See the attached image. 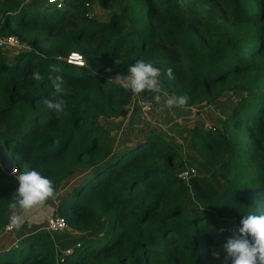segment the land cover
I'll list each match as a JSON object with an SVG mask.
<instances>
[{
  "label": "trees",
  "instance_id": "1",
  "mask_svg": "<svg viewBox=\"0 0 264 264\" xmlns=\"http://www.w3.org/2000/svg\"><path fill=\"white\" fill-rule=\"evenodd\" d=\"M95 2L108 22L91 16ZM8 37L27 49L10 58L0 48V146L16 170L0 164V236L17 171L36 168L53 182L49 200L75 181L54 216L77 238L61 259L52 233L25 234L0 247V264H220L209 248L264 210V0H0ZM72 54L85 68L67 63ZM141 58L186 108L236 100L215 132H188L183 156L157 129L123 132L133 95L115 76ZM52 65L65 81L59 117L42 102Z\"/></svg>",
  "mask_w": 264,
  "mask_h": 264
},
{
  "label": "clouds",
  "instance_id": "2",
  "mask_svg": "<svg viewBox=\"0 0 264 264\" xmlns=\"http://www.w3.org/2000/svg\"><path fill=\"white\" fill-rule=\"evenodd\" d=\"M75 55V54H74ZM77 62L83 65V60L77 58ZM115 63H123L119 57ZM53 73H56L53 75ZM60 70L55 66H50L47 77L51 85L48 96L43 98L44 107L57 117L65 112L66 103L63 99L65 94V81ZM168 79H172V69L167 68L164 73ZM162 71L151 61L138 59L132 63L127 74L118 73L115 76L125 91L132 95H139L147 90L148 94L159 103L164 99V106L172 110L174 108L184 109L188 104V97L184 95L171 96L168 94L161 82ZM28 79L31 81H41L43 79L39 71L33 70ZM16 171V170H14ZM15 180L18 186L11 195L8 203L9 224L17 229L22 224V217L16 215L18 209L29 210L37 205L44 204L54 197V186L52 180L42 171L36 168L17 171ZM221 231H224L223 229ZM209 252L213 260L220 264H264V210L249 212L241 215L239 226L227 236L219 247L211 246Z\"/></svg>",
  "mask_w": 264,
  "mask_h": 264
},
{
  "label": "rangeland",
  "instance_id": "3",
  "mask_svg": "<svg viewBox=\"0 0 264 264\" xmlns=\"http://www.w3.org/2000/svg\"><path fill=\"white\" fill-rule=\"evenodd\" d=\"M64 2L66 0H47L49 4H54L56 2ZM121 5L115 7L114 10H119ZM90 14L95 19L100 22H108L111 17L112 11L104 8L100 3L95 2L90 7ZM5 38H0L4 40ZM2 51L7 54L10 58L17 55L20 51L26 50L25 44L18 40V44H9L8 46H2ZM70 58V57H69ZM69 58L66 60L68 63ZM85 68V67H84ZM118 81V80H116ZM151 95V94H150ZM133 98V97H132ZM147 93L139 94L137 98H133L132 103L129 105V116L123 123L124 134H140L148 132L150 129H157L164 134V138L167 142L174 143L175 147L179 153L183 156L185 145L182 141L185 136H188V132L193 130L195 127H203L207 131L215 132L219 128L217 120H223L224 115L222 111H226L231 108V103L236 100L233 97H225L220 99L217 104H203L201 106L179 109V111L174 114V109L169 110L164 106V99L162 98L159 103L156 101L151 107V111L145 112L143 103L147 100ZM176 112V111H175ZM180 117H175V116ZM131 117V118H130ZM122 119L116 120L119 122ZM142 130V132H141ZM112 137L116 139L122 135L121 131H112ZM2 147V146H1ZM196 170V168H195ZM74 180L71 181L69 186L62 188L60 193L52 200L46 201L44 204L37 205L29 210H22L17 212L16 215L22 217V224L19 229L13 227L12 231L7 230L8 225L3 229V235L0 236V247L3 245L16 247L20 237L28 233H36L47 230V225L50 219L56 214V209L60 204V201L65 198L72 186L74 185ZM9 229V228H8ZM66 232V231H65ZM68 233L59 235L53 234L56 239V244L61 252L58 254V258L63 259L65 255L73 252V246L66 245L68 239L74 237L77 238L73 231L67 230ZM64 233V232H63ZM77 246V245H76Z\"/></svg>",
  "mask_w": 264,
  "mask_h": 264
},
{
  "label": "built area",
  "instance_id": "4",
  "mask_svg": "<svg viewBox=\"0 0 264 264\" xmlns=\"http://www.w3.org/2000/svg\"><path fill=\"white\" fill-rule=\"evenodd\" d=\"M9 44H15V45H17L18 44V40L16 38H14V37H8V38H5L4 40H0V48L2 46H8ZM77 58L83 60V62H84L83 65H81V64H79L77 62ZM68 64H71V65H74V66H78V67H85L86 66L84 59L79 54H75V55L72 54L70 56L69 60H68ZM145 93H147V90H145ZM147 95L149 96L150 94L147 93ZM138 96L139 95H135V96L133 95V98H137ZM153 105H154L153 104V101H151L150 99H147L143 103V106H144V109L143 110L145 112H148ZM180 177L183 178V179H188L189 173L181 174ZM47 227H48L47 230L50 233H52V234L63 233L65 231H67V229H68L65 220L62 217H60V216H54L52 219H50L49 224L47 225ZM12 228L13 227L9 225V227H7V230L9 232H11L12 231Z\"/></svg>",
  "mask_w": 264,
  "mask_h": 264
},
{
  "label": "water",
  "instance_id": "5",
  "mask_svg": "<svg viewBox=\"0 0 264 264\" xmlns=\"http://www.w3.org/2000/svg\"><path fill=\"white\" fill-rule=\"evenodd\" d=\"M0 164L4 168V171L11 174L14 171V164L10 158L8 152L0 146Z\"/></svg>",
  "mask_w": 264,
  "mask_h": 264
}]
</instances>
